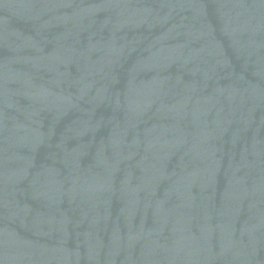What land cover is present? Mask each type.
I'll return each mask as SVG.
<instances>
[{"label": "water", "instance_id": "water-1", "mask_svg": "<svg viewBox=\"0 0 264 264\" xmlns=\"http://www.w3.org/2000/svg\"><path fill=\"white\" fill-rule=\"evenodd\" d=\"M0 264H264V0H0Z\"/></svg>", "mask_w": 264, "mask_h": 264}]
</instances>
